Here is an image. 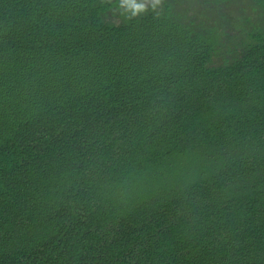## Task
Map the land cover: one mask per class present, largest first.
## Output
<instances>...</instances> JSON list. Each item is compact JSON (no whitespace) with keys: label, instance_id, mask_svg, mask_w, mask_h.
<instances>
[{"label":"trees","instance_id":"trees-1","mask_svg":"<svg viewBox=\"0 0 264 264\" xmlns=\"http://www.w3.org/2000/svg\"><path fill=\"white\" fill-rule=\"evenodd\" d=\"M0 264H264V0H0Z\"/></svg>","mask_w":264,"mask_h":264}]
</instances>
